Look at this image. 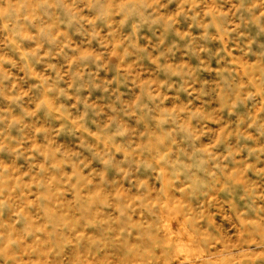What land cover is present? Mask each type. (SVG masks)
<instances>
[{"label":"rangeland","instance_id":"374dc122","mask_svg":"<svg viewBox=\"0 0 264 264\" xmlns=\"http://www.w3.org/2000/svg\"><path fill=\"white\" fill-rule=\"evenodd\" d=\"M0 264H264V0H0Z\"/></svg>","mask_w":264,"mask_h":264}]
</instances>
